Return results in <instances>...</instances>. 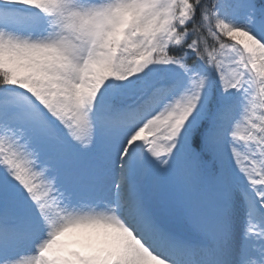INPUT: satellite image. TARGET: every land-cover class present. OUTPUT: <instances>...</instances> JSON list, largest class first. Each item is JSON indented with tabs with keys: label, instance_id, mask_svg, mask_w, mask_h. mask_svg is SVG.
<instances>
[{
	"label": "snow or ice",
	"instance_id": "obj_1",
	"mask_svg": "<svg viewBox=\"0 0 264 264\" xmlns=\"http://www.w3.org/2000/svg\"><path fill=\"white\" fill-rule=\"evenodd\" d=\"M0 264H264V0H0Z\"/></svg>",
	"mask_w": 264,
	"mask_h": 264
}]
</instances>
